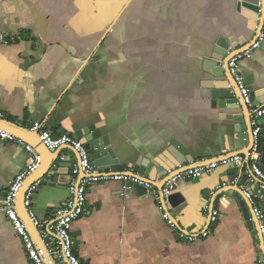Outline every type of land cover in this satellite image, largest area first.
I'll return each mask as SVG.
<instances>
[{"label":"crops","instance_id":"crops-1","mask_svg":"<svg viewBox=\"0 0 264 264\" xmlns=\"http://www.w3.org/2000/svg\"><path fill=\"white\" fill-rule=\"evenodd\" d=\"M0 33L14 39L0 44L4 120L26 129L38 122L71 136L99 125L121 171L156 157L170 140L195 162L245 150L229 115L241 112L219 109L202 85L210 78L202 71L204 56L218 38L231 50L254 38L235 0H0ZM239 71L262 104L264 95L255 94L264 90V42ZM260 124L263 147L264 117ZM76 155L61 148L65 159L54 163L60 165L54 187L36 186L31 202L38 219L52 218L66 202ZM28 160L22 147L0 142V204ZM246 169L218 166L180 181L162 210L148 193H122L120 182L90 186L84 214L71 225L74 253L83 264H264L257 221L248 219L233 190L240 185L216 190L236 176L242 181ZM155 178L162 183L166 171ZM259 204L264 211V197ZM166 206L177 230L161 217ZM211 209L219 213L213 226ZM7 222L0 212V264H30ZM208 228L206 238L192 243L177 236Z\"/></svg>","mask_w":264,"mask_h":264},{"label":"built area","instance_id":"built-area-1","mask_svg":"<svg viewBox=\"0 0 264 264\" xmlns=\"http://www.w3.org/2000/svg\"><path fill=\"white\" fill-rule=\"evenodd\" d=\"M257 19L254 21V32L256 33L251 45L240 52H236L229 59L227 68L229 75L232 77L243 103L247 106L250 116L251 125V142L249 149L245 154H237L222 158L215 162L200 164L194 168L179 170L169 169L166 175L169 176L167 182L161 190H157L152 183L144 180L131 170H125L117 173L100 172L91 162L90 156L84 145L75 137L60 133L54 135L50 130L44 128L41 123H33L28 130L36 133L39 141L50 152L60 148H71L78 157V160L71 168L70 179L67 186L68 198L66 202L57 207L52 218L40 220L32 209L31 196L35 192L37 183L30 186L24 196V207L33 226L38 230L41 241L43 242L48 253V260L44 257L43 252L37 248L31 236L27 232L26 224L19 218L15 210V200L22 187L24 180L35 172L41 163V157L36 150L23 139L16 137L12 133L0 129V142L14 143L22 147L28 154L29 160L23 170L10 183L2 198V210H4L6 219L11 223L15 236L20 240L24 253L30 264H83L75 255L72 237L70 234L71 225L79 219L85 211L86 191L90 186L102 182H120L122 193L134 186H141L150 196L153 197L156 204L162 210L163 199L168 201L180 181L198 180L205 174L212 173L218 166H242L246 165V171L243 174L242 184L239 186L242 196L246 199L251 207V211L256 221L262 237L264 250V211L262 210L259 200L262 198L261 191L264 192V170L261 167V141L260 134L262 126L260 120L264 117V102L255 105L252 92L246 86L245 79L239 71V64L242 60L248 59L251 54L258 50L264 42V0L261 5L258 4ZM14 39L0 33V44L12 43ZM0 119H3V113L0 109ZM65 158L62 156L60 160ZM240 176H236L227 182L216 186L220 190L227 186L238 185ZM244 179V180H243ZM255 189V192L253 191ZM163 206V207H162ZM207 209V206H205ZM218 210L209 211V225L213 226L218 218ZM162 219L171 229L177 230V225L171 218L170 214L165 211L161 214ZM210 229H206L198 234H188L178 231L177 236L180 240L188 243L204 239L209 235Z\"/></svg>","mask_w":264,"mask_h":264},{"label":"water","instance_id":"water-1","mask_svg":"<svg viewBox=\"0 0 264 264\" xmlns=\"http://www.w3.org/2000/svg\"><path fill=\"white\" fill-rule=\"evenodd\" d=\"M235 1L237 12L242 14L250 21V28L254 30V21L257 19L256 15L258 13V4L260 2L262 5L263 0ZM255 35L256 33H254V37ZM252 42L253 40L247 44V47H249ZM240 51L242 50H231L226 40L223 38H218L214 45L210 48L209 52L206 54L207 56H204L205 60L202 65V71L208 74L210 78L203 82L202 85L210 91V98L214 101L219 109L230 111L239 110L241 112V116H235L233 113H230L229 115H231L230 117L232 118L234 124L235 133L238 135V139L241 141L243 149H245L240 154H245V152L249 149L251 142V114L249 113L247 106L243 103L239 91L232 77L229 75L227 68L229 59L233 56V54ZM255 95H264V90L256 92ZM263 102L264 99L262 103ZM254 103L255 105H259L258 102ZM246 117H248V120ZM0 129L6 130L16 137L23 139V141L31 145L41 157V163L38 169L29 175L22 184V187L15 200V210L19 218L26 224L27 232L31 236L33 242L37 248L43 252L44 257L48 260L47 249L40 239L38 230L33 226L31 220L28 217L27 209L24 207V196L28 188L35 183H37V186L54 187L56 182L55 178L58 173V168L60 167L59 164L54 165V163L59 159L61 148L54 152L48 151L39 141L36 133L30 132L28 129L20 127L17 124L11 123L4 119H0ZM72 136L78 139L84 145L90 156L92 164L100 172H121L120 169L123 166L111 148L108 136L102 134L99 125H88L74 132ZM261 153V161L264 163V146L261 147ZM76 159L78 160V157H76ZM218 160L207 161L215 162ZM208 162H195L185 148L179 146L175 140H170L168 145L163 150H161L156 157L152 159L139 158L132 167L131 173L138 175L146 181H149L155 186L157 190H161L164 184L167 182L169 176L166 175V179L162 183H157L155 177L159 169H163L165 171L169 169H175L176 171H179L180 169L186 170ZM241 184L242 181H240L237 186ZM134 188L141 191L142 193H146V190L141 186H134ZM233 190L236 193V198L239 199L241 206L245 208L244 211L248 219H252L253 215H251V207L247 203L246 199L242 196L241 190L238 187ZM253 191L255 192V189ZM260 193L262 197H264V192L261 191ZM34 198H36V194L33 193L31 199ZM166 203L169 204V201L165 202L163 199L161 202L162 205H167ZM170 205L173 206V204ZM2 207L3 206L1 202L0 212L5 214L4 210H2ZM169 209L170 208L166 206L165 211ZM209 218L210 215L208 217V223ZM252 222L256 224L253 219ZM256 225H258V222ZM7 226H11L9 221L7 222ZM257 230H259V228ZM259 241L261 244V258L264 259L261 235L259 236Z\"/></svg>","mask_w":264,"mask_h":264}]
</instances>
